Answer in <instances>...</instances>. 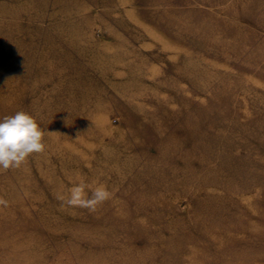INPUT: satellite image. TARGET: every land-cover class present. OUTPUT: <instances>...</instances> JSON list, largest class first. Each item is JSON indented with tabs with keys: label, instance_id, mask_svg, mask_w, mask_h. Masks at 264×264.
I'll return each instance as SVG.
<instances>
[{
	"label": "rangeland",
	"instance_id": "obj_1",
	"mask_svg": "<svg viewBox=\"0 0 264 264\" xmlns=\"http://www.w3.org/2000/svg\"><path fill=\"white\" fill-rule=\"evenodd\" d=\"M18 111L0 264H264V0H0Z\"/></svg>",
	"mask_w": 264,
	"mask_h": 264
},
{
	"label": "clouds",
	"instance_id": "obj_2",
	"mask_svg": "<svg viewBox=\"0 0 264 264\" xmlns=\"http://www.w3.org/2000/svg\"><path fill=\"white\" fill-rule=\"evenodd\" d=\"M43 135L44 131L35 118L24 111L0 119V167L17 166L30 154L42 151ZM106 195L98 189L95 200L89 203L102 200Z\"/></svg>",
	"mask_w": 264,
	"mask_h": 264
}]
</instances>
